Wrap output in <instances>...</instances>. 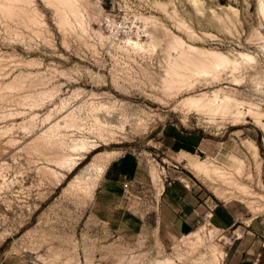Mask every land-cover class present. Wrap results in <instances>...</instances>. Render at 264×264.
Wrapping results in <instances>:
<instances>
[{"label":"rangeland","instance_id":"rangeland-1","mask_svg":"<svg viewBox=\"0 0 264 264\" xmlns=\"http://www.w3.org/2000/svg\"><path fill=\"white\" fill-rule=\"evenodd\" d=\"M29 1L21 10L0 0V261L157 264L170 257L176 264H220L227 240H218L221 232L207 222L161 241L155 200L167 181L176 180L231 212L234 227L264 218V125L248 114L264 112L259 0H72L74 11L62 0ZM108 15L120 25L118 32L109 27ZM152 33L156 43L145 50L127 42H150ZM179 40L181 50L193 44L223 53L239 62L237 69L230 65L206 77L191 67L171 82ZM214 91L245 111L238 124L184 104ZM66 114L82 124L60 122L48 139L49 126ZM189 134L204 137L202 150L189 146ZM83 136L97 140L98 150L117 151L108 163L125 159L133 171L131 188L123 189L131 214L123 231L108 224L110 210L98 184H68L93 153L58 180L56 161L68 152L59 141ZM177 137H187L191 160H212L234 184L222 177L197 179L186 168V153L171 144ZM197 230L202 241L193 234Z\"/></svg>","mask_w":264,"mask_h":264},{"label":"crops","instance_id":"crops-1","mask_svg":"<svg viewBox=\"0 0 264 264\" xmlns=\"http://www.w3.org/2000/svg\"><path fill=\"white\" fill-rule=\"evenodd\" d=\"M189 135H193L189 139V146L202 150L204 137ZM185 140L187 137L173 138L171 144H178L182 151H188L184 149ZM108 164L99 180L97 191L103 205L110 210L108 224L116 231H123L131 219L125 217L129 213L124 206L122 184L125 180L132 182L135 177L125 159L113 160ZM154 208L155 228L161 241L186 236L207 222L221 232V238L227 240V243L221 244L225 264H264V218L252 217L234 227L235 219L231 212L212 204L200 189L176 180L167 181L163 185ZM0 264L14 263L4 259Z\"/></svg>","mask_w":264,"mask_h":264},{"label":"bare ground","instance_id":"bare-ground-1","mask_svg":"<svg viewBox=\"0 0 264 264\" xmlns=\"http://www.w3.org/2000/svg\"><path fill=\"white\" fill-rule=\"evenodd\" d=\"M5 1V0H4ZM9 4H3L1 6H7L11 8H19L21 10L25 9V5H27L29 0H6ZM63 2L67 3L68 7L72 11L74 5L72 0H62ZM30 3V1H29ZM258 8L262 15H264V0L258 1ZM31 9V8H30ZM106 21L110 28L116 30L120 28L118 22L111 16H106ZM101 31V30H99ZM102 33V32H101ZM99 33V35L101 34ZM101 38H104L102 34L100 35ZM129 45L136 49H146L145 44L149 47L155 45V38L152 33L150 42L142 43L139 40H133L131 38L127 39ZM180 47L177 51L176 58L173 64H171L169 73H170V81H176L179 78H182V69L189 70L191 67L194 68V74L204 75V76H217L222 70L230 65H233V69H237L236 60H231L227 55L216 52L210 51L207 49L199 48L193 44H189L188 48L185 50H181L183 42L179 40L177 43ZM244 59H252L250 56L246 54H240ZM219 91H214L211 93L203 92L198 97L190 96L184 101V104L189 106L190 108L194 109V111L210 113L214 116L220 117H233L232 121L234 122L232 125L238 124V122L243 119L245 115V111L240 107L237 106V102L233 101L229 95L221 96L218 94ZM97 108H94L96 110ZM100 109V108H99ZM189 111V110H188ZM249 116L257 125H264V112L262 110H248ZM97 118V117H96ZM82 119H79L77 116H73L71 114H66L62 120L56 121L54 124L49 126V136L48 139L51 140L54 130L61 127L60 122H64L67 126L72 127H79ZM99 126L101 129H105V122L99 121ZM61 144L65 143V146L68 149V152L58 159L57 164L61 167V171H57L58 180L61 181L68 173H71L77 166H79L82 159L86 157V154L93 153L92 159L89 163H87L84 167H82L79 171L73 174V176L69 179L68 184H81L85 183L86 185L90 184L93 187H96L98 184V180L102 176V173L105 171V164H107L116 154V150H98L101 144L98 143L95 139H89L87 136L82 138H71L70 142L61 140L59 141ZM249 144V143H248ZM256 144V143H255ZM254 145V148L257 146ZM251 147V146H250ZM249 147V148H250ZM221 149V148H220ZM186 153V157L188 163L186 168L199 180L204 182H214L217 177L221 178L228 182L233 183L234 181L232 178L226 176V173L220 170L218 166L214 164L212 160L207 159H196L191 160L190 153L188 151H184ZM209 156V155H208ZM211 157V156H210ZM235 162V161H234ZM235 170V169H234ZM236 171H240V167H236ZM258 174H261L260 171H257ZM224 175L227 177L226 180ZM230 175V174H229ZM259 181L261 183V178L259 177ZM163 187V186H162ZM214 187V185H213ZM215 191V190H214ZM223 197V195H219ZM204 226H202V229ZM204 230V229H203ZM198 241H202V235L200 230H197L193 233ZM204 235V233H203ZM214 254V261H219V256ZM178 258V257H177ZM213 259V258H212ZM212 261V262H214ZM143 264V263H142ZM157 264H176L175 260L170 257H162L157 261ZM213 264V263H212Z\"/></svg>","mask_w":264,"mask_h":264},{"label":"built area","instance_id":"built-area-1","mask_svg":"<svg viewBox=\"0 0 264 264\" xmlns=\"http://www.w3.org/2000/svg\"><path fill=\"white\" fill-rule=\"evenodd\" d=\"M122 186H123L124 191L127 192L131 188V181L125 180L123 182ZM218 240H221V237ZM224 256L225 255L223 254V256L221 257V262H219L220 264H225Z\"/></svg>","mask_w":264,"mask_h":264}]
</instances>
